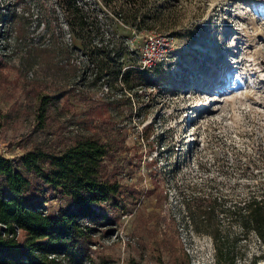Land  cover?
Returning a JSON list of instances; mask_svg holds the SVG:
<instances>
[{"label": "rangeland", "instance_id": "obj_1", "mask_svg": "<svg viewBox=\"0 0 264 264\" xmlns=\"http://www.w3.org/2000/svg\"><path fill=\"white\" fill-rule=\"evenodd\" d=\"M78 1L91 8L112 2ZM0 8V156L15 162L31 143L58 148L77 134L114 138L110 167L134 196L106 206L116 224L98 227L96 254L115 264H184L187 253L192 264H217L207 233L214 223L195 231L182 200L220 195L229 208V198L264 191V0H148L145 8L158 16L148 31L101 21L106 34L128 43L121 67L133 90L122 98L91 81L81 50L70 61L76 72L66 58L36 50L56 47L57 35L64 46L82 44L54 1L0 0ZM52 8L61 26L55 37ZM44 96L49 109L39 119ZM44 204L51 214L70 206L52 197ZM219 220L220 241L229 245L239 234L236 264H264V243L254 233L241 235L220 213Z\"/></svg>", "mask_w": 264, "mask_h": 264}, {"label": "trees", "instance_id": "obj_2", "mask_svg": "<svg viewBox=\"0 0 264 264\" xmlns=\"http://www.w3.org/2000/svg\"><path fill=\"white\" fill-rule=\"evenodd\" d=\"M52 1L60 8L73 37L82 44L71 48L58 41L56 33L61 26L57 11L52 8L56 47L36 50L66 58L74 72L79 68L70 61L81 50L87 58L84 63L92 66L89 74L92 82L100 83L107 91L112 92L114 88L121 91V98L131 92L130 72L121 67L129 52L128 43L117 33L106 34L101 21L109 18L116 23L118 19L131 31L151 30L150 22L158 16L149 14L145 8L148 0H112L106 8L98 4L91 8L78 0ZM101 14L103 19L99 17ZM3 16L0 8V20ZM2 56L0 53V76ZM121 81L127 88L119 89ZM121 98L116 102L124 101ZM50 99L42 97L39 119L48 112ZM89 102L106 111L110 106L105 100ZM115 141L114 138L104 141L99 133L90 132L68 137L58 148L47 142L31 143L16 163L0 156V264H115L111 258L92 249L94 235L100 233L98 227L116 224L106 206L119 208L134 196L127 192L118 181L115 169L110 167L117 155L113 149ZM32 194H40L42 198L34 199L30 197ZM48 197L67 199L70 206L51 214L44 204ZM226 199L210 194L183 197L182 202L195 231L206 232L200 225L214 223V230L207 233L216 243L217 264H236L239 234L229 236V245L220 241L219 213L235 222L241 235L254 233L264 243V191L241 202L229 198L232 203L229 208L225 206ZM16 230L20 231L19 236ZM182 260L184 264H192L187 253Z\"/></svg>", "mask_w": 264, "mask_h": 264}, {"label": "built area", "instance_id": "obj_3", "mask_svg": "<svg viewBox=\"0 0 264 264\" xmlns=\"http://www.w3.org/2000/svg\"><path fill=\"white\" fill-rule=\"evenodd\" d=\"M17 231V230H16Z\"/></svg>", "mask_w": 264, "mask_h": 264}]
</instances>
